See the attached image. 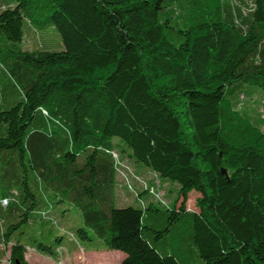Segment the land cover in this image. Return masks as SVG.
I'll list each match as a JSON object with an SVG mask.
<instances>
[{"label": "trees", "instance_id": "16d2710c", "mask_svg": "<svg viewBox=\"0 0 264 264\" xmlns=\"http://www.w3.org/2000/svg\"><path fill=\"white\" fill-rule=\"evenodd\" d=\"M49 27L64 49L22 46ZM260 94L264 0H0L9 264H43L10 235L36 209L57 228L39 213L48 202L56 217L54 205L77 207L83 225L63 232L124 252L119 264H264ZM121 158L172 183L170 205L143 188L121 204Z\"/></svg>", "mask_w": 264, "mask_h": 264}, {"label": "rangeland", "instance_id": "374dc122", "mask_svg": "<svg viewBox=\"0 0 264 264\" xmlns=\"http://www.w3.org/2000/svg\"><path fill=\"white\" fill-rule=\"evenodd\" d=\"M22 46L25 49H34L36 46L46 47L51 50H62L64 49V44L61 39L60 33L53 27H49L46 31H43L40 33L39 37L34 38L31 33H27L24 37V40L22 42ZM246 97V96H245ZM244 97V94L240 96L241 102L246 101V98ZM252 101H258L257 107L259 108L258 111L264 117V94H260L259 96H255ZM123 163L127 165V171L128 175L130 176V182L131 188L123 184L124 181L121 180V175L118 174V181L122 186H118V193L120 200L119 202L121 204L127 203L135 199V193L133 189H135L138 192V189L143 188L151 199L159 203L163 206H168L171 203V198L169 197V188H173L174 185L169 182H162L160 178L151 171H147L144 174L137 172L135 166L128 160V159H122ZM146 185V187H145ZM144 186V187H143ZM153 188L154 193L151 192V189ZM199 196V193L196 191H192L188 199L186 201V207L189 210H198L195 200ZM143 197H140V201L143 202ZM181 201V199H180ZM179 205V204H178ZM38 209L31 212L30 219L27 223L20 224L17 228H15L10 235L11 240L14 242L15 240H20L22 244H25L27 246V251L25 254L26 259L30 263L35 262H43L45 264H55L57 255L60 254V256L63 255L60 263L58 264H109L110 259H104L103 261H98L96 259H93V255H91V251L93 247L98 246L95 244H91L93 240L88 239H80L71 237L67 233L58 230L57 228L53 229H47L44 228L43 220L39 217ZM59 209V222L63 225V227H66V229L69 230H76L77 228L81 227L83 225V218L81 215L80 210L75 207L71 206V208L66 211ZM6 224H3L0 220V231L1 228H5ZM60 236V242H56V237ZM95 241H98L97 238H95ZM37 242H43L44 244L50 246L56 254H50L46 251H39V249L36 247ZM11 244L3 245L0 244V249L5 250L4 259L2 260L1 264H9V256H10V247ZM62 249L61 251L58 250ZM83 252L87 256L85 257H77L74 255H70L71 252ZM107 251H114V250H107ZM119 251V250H117ZM66 256H69L68 258ZM52 259V260H51ZM119 260V257H115L111 261L110 264H116ZM55 262V263H54Z\"/></svg>", "mask_w": 264, "mask_h": 264}, {"label": "crops", "instance_id": "0c3cea01", "mask_svg": "<svg viewBox=\"0 0 264 264\" xmlns=\"http://www.w3.org/2000/svg\"><path fill=\"white\" fill-rule=\"evenodd\" d=\"M45 198H48L47 195L45 196ZM49 199V198H48ZM51 201V199H50ZM72 204H69V203H60V204H57V205H54V213L57 215V217H59V209H62L64 210V214L66 213V211H68L70 208H71ZM61 239V238H60ZM60 239L57 241L58 243L60 242ZM91 244H95V245H98V246H95L93 247L92 251H91V255H93V259H96L98 261H103L104 259H110V262L109 264L111 263V261L113 259H115V257H119V260L116 264H119L120 261L125 257V253L122 252V251H117V250H114V251H107L103 245L99 242V241H95V239L90 242ZM60 246V245H59ZM58 246V247H59ZM61 248V247H60ZM62 250V249H61ZM70 255H74V256H77V257H85L87 256L85 253L83 252H71ZM63 255L60 256V254L57 255V259H56V263L55 264H58L60 263L61 259H62ZM67 258L69 256H66ZM52 260V259H51ZM43 263V262H41ZM45 264V263H43ZM51 264V263H50Z\"/></svg>", "mask_w": 264, "mask_h": 264}, {"label": "built area", "instance_id": "2783aa9c", "mask_svg": "<svg viewBox=\"0 0 264 264\" xmlns=\"http://www.w3.org/2000/svg\"><path fill=\"white\" fill-rule=\"evenodd\" d=\"M114 155L117 158V154L114 153ZM117 163H118L117 164V171H118V174L121 175V180L124 181L123 184H126V185H128L131 188V185L129 184V182H130V176L128 175L129 173L126 170L128 166L125 165L123 163V161H120L118 159H117ZM119 186H122V184L119 183ZM145 187H146V185H145ZM133 191H134L135 196H136L138 194L137 191L135 189H133ZM151 192L154 193L153 188L151 189ZM14 193L16 194V191H14ZM8 201H9V197L0 198V206H2V207L3 206H6L8 204ZM52 212H53L52 203L48 202L47 208H45L43 210H40L39 213H40V215L42 217H44L45 219L51 221L57 228H59L62 231H65L64 227L60 225L59 220L57 219V217ZM71 234H69V235H71Z\"/></svg>", "mask_w": 264, "mask_h": 264}]
</instances>
